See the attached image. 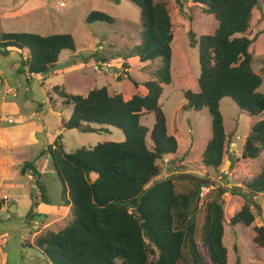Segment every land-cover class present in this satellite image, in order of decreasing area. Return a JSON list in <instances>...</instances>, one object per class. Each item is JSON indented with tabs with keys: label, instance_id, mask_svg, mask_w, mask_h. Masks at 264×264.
Wrapping results in <instances>:
<instances>
[{
	"label": "trees",
	"instance_id": "16d2710c",
	"mask_svg": "<svg viewBox=\"0 0 264 264\" xmlns=\"http://www.w3.org/2000/svg\"><path fill=\"white\" fill-rule=\"evenodd\" d=\"M126 1L139 11L136 54L140 62L160 60L161 65L153 81L140 84L127 77L136 90L140 87L145 90V94H135L128 101L120 94L109 95L106 88L92 90L86 97L70 95L60 87L52 89V94L61 101L60 106L71 109L69 119L61 123L63 130L92 133L114 128L123 133L125 140L67 152L59 135L47 146L44 153L51 159L62 187V205L72 209V219L58 232L40 234L30 246L51 264H181L186 259L185 251L191 258L190 264H228L221 198L226 193L242 197L244 205L230 224L250 227L256 216L262 214L256 198L264 193V167L246 183L245 193L239 187L221 190L216 200L207 205L200 228L201 244L197 245L195 219L188 215V208L203 183H196L192 195L180 196L173 178L159 179L160 163L178 150L159 104L163 86L172 83L171 0ZM191 2L218 23L213 35L198 40L199 92H182L188 110L205 109L209 115L211 139L203 151L201 164L206 169L217 170L226 154L221 100L231 99L252 118L264 114V94L258 92L262 78L252 68L249 48L253 40L248 38L252 14L260 6L259 0ZM175 4L182 12L180 0H175ZM85 22L113 24V19L95 11L87 15ZM12 50L27 51L25 59L20 57L17 74L27 75L28 80L33 75L54 71L60 54L74 52L75 43L67 34L1 32L0 54L5 56ZM151 114L154 125L149 129L141 124V118ZM263 150L264 120H260L250 128L241 159L256 160ZM25 172L33 176L39 194L42 193L35 165L25 163L22 173ZM42 202L48 204L44 198ZM5 205L0 196V212ZM32 212L31 209L28 216ZM254 232L253 243L264 249V227H255Z\"/></svg>",
	"mask_w": 264,
	"mask_h": 264
},
{
	"label": "rangeland",
	"instance_id": "374dc122",
	"mask_svg": "<svg viewBox=\"0 0 264 264\" xmlns=\"http://www.w3.org/2000/svg\"><path fill=\"white\" fill-rule=\"evenodd\" d=\"M180 2L182 12L175 0H171L174 36L171 44L172 83L163 86L159 100L167 118L168 133L176 136L179 146L175 155L160 163L162 173L159 179L173 178L176 193L180 196L192 195L196 183H203L188 208V215L195 219L194 241L200 245V228L207 205L216 200L221 190L239 187L245 193L246 183L257 177L264 167V150L256 160L241 159L251 126L264 120V114L257 118L249 117L231 99H222L220 112L226 134V154L217 170L202 166V154L211 139V121L205 109L200 112L188 110L182 92H199L198 40L201 36L213 35L218 23L213 16L203 14L191 0ZM259 6L252 14L248 38L253 40L249 48L252 68L262 78L258 92L264 94V0H259ZM95 11L111 17L113 24H86L87 15ZM139 25L138 9L126 0H0V34H67L75 43L74 52L63 51L60 54L54 71L33 75L28 80L27 75L17 74L20 69L17 61L27 56L26 50H13L20 53V57L17 54H0V136L6 134L9 140H13L8 141V149L0 153V158H4L1 164L8 169L0 177L4 185L0 187L9 196L8 211L0 213V240L3 241L0 244V264H51L30 245L40 234L58 232L71 222L72 209L58 218L50 215L46 218L44 214L48 213L42 211L34 214L31 199L35 196L46 199V206H57L62 197V187L51 159L44 153L48 145L59 135L63 136L67 152L125 140L123 133L114 128L92 133L63 131L61 123L69 119L71 109L61 107L51 91L60 87L70 95L86 97L92 90L106 88L109 95L120 94L123 100L130 94H145L144 88L136 90L127 77L140 84L153 81L161 61L140 62L136 54ZM95 62H108L111 68L102 69ZM141 124L152 128L154 116H144ZM147 141L150 146L149 138ZM25 163L35 165L42 193H37L31 177L23 175ZM10 185L13 186L11 189ZM256 199L262 214L246 228L230 224L231 218L244 205L243 198L229 193L221 198L225 217L223 244L228 264H264V249L253 243L254 228L264 227V193ZM31 209L33 212L28 216ZM35 220L40 225L36 226ZM184 256L186 259L181 264H190L187 251Z\"/></svg>",
	"mask_w": 264,
	"mask_h": 264
},
{
	"label": "crops",
	"instance_id": "0c3cea01",
	"mask_svg": "<svg viewBox=\"0 0 264 264\" xmlns=\"http://www.w3.org/2000/svg\"><path fill=\"white\" fill-rule=\"evenodd\" d=\"M10 53V55H12V54H17L19 57H20V53H17V52H14L13 50L12 51H10L9 52ZM26 57H24L23 59H25ZM21 60H22V58H20L18 61H17V63L19 64L20 62H21ZM143 64H145V63H143ZM129 71L131 72V70H130V68H129ZM129 72V73H130ZM148 82V81H147ZM53 95V94H52ZM131 95V94H130ZM127 96V97H124V100L125 101H128L132 96ZM55 96V95H54ZM59 100V99H58ZM60 101V100H59ZM60 105H61V101H60V103H59ZM63 111L61 110V112L60 113H62ZM70 114H71V112H70ZM70 114H69V117H70ZM63 130V129H62ZM61 130V131H62ZM64 131V130H63ZM106 131H108V129L106 130ZM175 136V135H174ZM63 137V136H62ZM176 137V136H175ZM10 139V137L8 138V136L5 134L4 136H0V153L2 152V150H7L8 149V147H9V145L7 144V142L8 141H13V140H9ZM178 142V141H177ZM179 146V145H178ZM3 160H4V158L2 159V158H0V177H2L3 176V174H4V172H7V167H5L4 165H2L1 163H3ZM6 161V160H5ZM23 175L24 176H27V177H30L29 176V172H25V173H23ZM32 179V178H31ZM32 182L34 183V178L32 179ZM0 185L1 186H4L3 185V179L2 178H0ZM5 187L6 188H8V185H5ZM13 186L12 185H10V189L12 188ZM33 187L36 189V191H37V193H38V189L34 186V184H33ZM36 195V194H35ZM0 196L6 201V205H7V202L9 201V196L8 195H6V193H4V192H2L1 191V187H0ZM36 197V199H31V203H32V206H33V209L35 210V212H34V214H39V211H42V212H44V213H48V214H44L45 215V217L47 218L49 215L50 216H53V217H55V218H58V216L60 217L61 215H63L64 213H67V212H69L70 211V207L69 206H63L62 205V202H61V200H60V202H58V204H56L57 206H46L47 204L45 203V202H42V198L40 197V198H37V196H35ZM37 206H36V205ZM6 205L3 207V209L1 210V212L0 213H2V212H7L8 211V208L6 207ZM43 206V207H42ZM41 208H43V209H41ZM46 208H48V209H50V211L49 212H46L45 211V209ZM46 218H45V220H46ZM43 223V222H42ZM41 223V224H42ZM35 225L37 226V225H40V223L38 222V220H35ZM1 243H3V241H1L0 240V244ZM33 243V242H32ZM31 245H33V244H31ZM3 247V246H2Z\"/></svg>",
	"mask_w": 264,
	"mask_h": 264
},
{
	"label": "built area",
	"instance_id": "2783aa9c",
	"mask_svg": "<svg viewBox=\"0 0 264 264\" xmlns=\"http://www.w3.org/2000/svg\"><path fill=\"white\" fill-rule=\"evenodd\" d=\"M98 49H101V47H99ZM96 65L98 67H101L102 69H110L111 68L110 63H108V62H97Z\"/></svg>",
	"mask_w": 264,
	"mask_h": 264
},
{
	"label": "water",
	"instance_id": "95a60500",
	"mask_svg": "<svg viewBox=\"0 0 264 264\" xmlns=\"http://www.w3.org/2000/svg\"><path fill=\"white\" fill-rule=\"evenodd\" d=\"M29 176L33 179V176L29 173ZM36 187V186H35Z\"/></svg>",
	"mask_w": 264,
	"mask_h": 264
}]
</instances>
